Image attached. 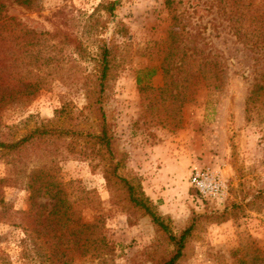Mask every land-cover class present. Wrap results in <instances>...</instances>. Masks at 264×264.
I'll use <instances>...</instances> for the list:
<instances>
[{"label": "rangeland", "instance_id": "1", "mask_svg": "<svg viewBox=\"0 0 264 264\" xmlns=\"http://www.w3.org/2000/svg\"><path fill=\"white\" fill-rule=\"evenodd\" d=\"M111 1L118 2L112 14L106 10ZM34 2L31 9L8 4V14L38 33L58 34L49 38L47 48L52 57L58 46V60L49 64L56 75H48L34 96L4 106L0 142L14 143L36 129H71L79 135L63 138L76 148L65 153L67 158L61 157L57 136L39 139L18 153L0 149V212L7 209L0 216V260L19 264L26 245L19 226L31 202L26 175L50 160L58 164L60 183L74 182L68 189L72 200L78 188L97 193L100 207L93 203L81 214L85 222L103 219L113 251L104 264H162L173 249L147 215L131 208L114 173L106 182L109 158L96 156L103 150L97 151L99 145L85 135L97 130V115L83 86L94 87L102 45L112 50L101 106L114 138V162L120 161L115 175L140 187L173 233L196 223L178 264H242L253 248L264 253V95L247 103L255 63L253 26L264 24V1ZM170 31L181 36L180 51L190 54L196 46L217 56L223 69L219 87L212 79L181 71L174 78L178 86L162 90L161 62ZM69 38L76 45L75 40L67 44ZM79 44L81 55L76 53ZM87 147L92 159L74 155ZM195 168L223 177L222 200L199 196L188 179ZM75 264L99 263L83 257Z\"/></svg>", "mask_w": 264, "mask_h": 264}, {"label": "trees", "instance_id": "2", "mask_svg": "<svg viewBox=\"0 0 264 264\" xmlns=\"http://www.w3.org/2000/svg\"><path fill=\"white\" fill-rule=\"evenodd\" d=\"M34 1L0 0V114L8 103L19 98L34 96L42 88L48 75H56L54 68H49V64L57 62L56 49L58 46L53 47V53L56 56L52 57H50L52 50L49 49L48 52L47 48L49 38H56L58 34L38 33L16 17L8 14V4L31 9L35 4ZM117 3V1L108 2L106 10L112 14ZM228 8L233 11V5H229ZM253 33L251 42L253 43L255 63L252 65L253 83L248 92L247 103L255 102L264 95V24L253 26ZM180 37L176 31L168 33L166 51L161 62L164 80L162 90L170 92L172 86H178L174 78L181 71H191L196 77L203 80L212 79L216 87H219L222 82L223 69L217 56L210 53L205 54L203 51H199L196 46L190 54L180 51L182 42L179 40ZM65 40L64 38L63 42ZM74 40V38H69L67 44H73ZM78 47L79 50L76 53L81 55V44ZM99 49V70L98 76L95 77L94 87L91 89L83 86L87 98H89V108L97 115V130L87 132L85 135L94 142L93 144L99 145L97 151L103 150L102 154L96 152V156L102 158L107 155L109 158V166L104 172L106 182L110 184L109 175L114 173L118 179L117 184L126 191V199L131 208L147 215L157 230L163 232L168 242L173 246L172 251L162 261V264H178L193 235L196 223L192 221L178 234L173 233L163 218L154 210L149 199L139 189L140 187L136 188L127 179L115 175L120 167V161L114 162V138L109 131V125L101 106L111 70L112 50L106 45H102ZM188 59L191 60L190 63H188ZM47 70L49 72H45ZM151 73L153 74V72ZM140 83L141 79L138 77L137 84L140 85ZM67 135L76 136L79 134L71 129H36L14 143L1 141L0 149L18 153L39 139H44L46 136L49 137L47 139H51L57 136V141H59L57 147L63 148L64 152L61 157L65 158V153L70 154L76 150L73 141L63 139ZM73 153L87 160L92 159L94 155L89 147L85 151L78 149ZM59 155L60 152L57 151L55 156ZM57 173V162L50 160L41 167V170L32 171L26 175L25 187L30 193L29 200L31 202L19 226L25 234L26 244L22 250L19 264H75L77 259L83 257L97 260L99 264L106 263L113 251L103 232V219L97 218L92 222H85L81 214L83 209L94 207L93 203L100 207L101 203L97 193L78 188L79 194L76 199L72 200V192L70 195L68 189L74 182L66 185L60 183L56 179ZM3 183L4 180L0 179V186ZM92 195L94 196L91 197ZM38 198L43 201L38 202ZM0 203H2L1 200ZM5 211L7 212V209L3 206L0 212L1 218L4 217ZM220 216L222 215H218V217ZM29 245L31 248L27 249ZM241 262L242 264H263L264 253L259 248H253L251 258ZM0 264L11 263L9 260L1 258Z\"/></svg>", "mask_w": 264, "mask_h": 264}, {"label": "built area", "instance_id": "3", "mask_svg": "<svg viewBox=\"0 0 264 264\" xmlns=\"http://www.w3.org/2000/svg\"><path fill=\"white\" fill-rule=\"evenodd\" d=\"M189 182L196 189L199 196L211 200H222L226 194V184L222 176L209 169H193L189 175Z\"/></svg>", "mask_w": 264, "mask_h": 264}]
</instances>
